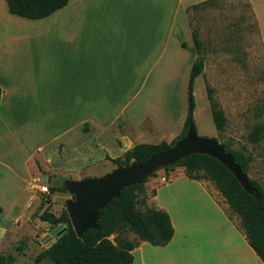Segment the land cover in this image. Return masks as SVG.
<instances>
[{"label": "crops", "instance_id": "1", "mask_svg": "<svg viewBox=\"0 0 264 264\" xmlns=\"http://www.w3.org/2000/svg\"><path fill=\"white\" fill-rule=\"evenodd\" d=\"M202 1L67 0L47 16L27 18L0 0V23L9 24L0 29V230L31 190L35 196L32 176L48 184L50 174L39 167L75 174L57 164L68 148L97 146L109 162L105 156L120 157L137 143H169L180 133L196 56L187 14ZM245 1L264 51V0ZM174 52L182 67L173 112L153 110L144 84L153 69L165 67L173 77ZM33 115L39 132L30 130ZM108 142L115 153L105 151ZM152 198L153 208L167 212L172 237L164 246L139 241L129 264H173V255L175 264H263L203 184L183 170L169 171ZM188 230L199 236L188 238Z\"/></svg>", "mask_w": 264, "mask_h": 264}, {"label": "rangeland", "instance_id": "2", "mask_svg": "<svg viewBox=\"0 0 264 264\" xmlns=\"http://www.w3.org/2000/svg\"><path fill=\"white\" fill-rule=\"evenodd\" d=\"M187 15L190 29L197 31L200 41L199 53L203 58L202 72L195 77L193 83L192 119L196 134L225 143L229 149L241 151L248 156L246 175L261 187L264 198V51L255 19L245 0H212L197 8L190 7ZM7 27L9 28L8 23H0V29ZM13 28H16V25H13ZM180 56L179 52L173 53V79L165 67L160 68L158 72L153 69L150 73L142 90L146 92V88L149 89V108L161 107L165 112H173L171 97L174 96L176 102L181 78L179 68L182 67ZM205 86L211 88V98L223 112L224 121L219 130L212 121ZM165 103L167 106L163 107ZM30 119L33 122L30 130L39 132L37 116L33 115ZM256 124H262L261 135L252 140V130ZM50 127L52 126L47 129ZM49 132H45V135ZM106 146L105 151L115 153L116 145L108 142ZM101 152L104 150L97 146L82 149L72 146L64 151V158L57 164L61 163L64 166H61L62 169L68 168L75 174L70 175L66 169L62 172L55 171V168L50 166L44 170L39 167V172L50 174L48 184L52 186L58 177L79 179L85 176H99L116 165L110 161L106 162ZM119 158L122 159V155ZM174 169L183 170V167L174 165L167 169L159 168L142 181L140 191L136 195L138 208L143 210L155 206L152 198L155 187L168 181V172ZM37 176L40 178V174L32 178ZM199 181L222 208L229 221L238 227V217L228 209L214 184L209 180ZM34 192L35 196L32 197L31 190L29 197L24 198L25 202L18 206V215L0 230V255L10 257V264H26L33 260L42 246L40 236L51 225L41 220L39 214L46 209L57 215L62 209L65 210L63 196L69 197L66 190L61 188L54 190L52 199L49 193L42 194L38 190ZM166 195L164 190L160 198L165 200ZM179 204L182 206V201ZM184 206H190V202H185ZM187 232L188 238L199 236V233L192 234V230ZM123 236L128 239L135 238L130 232ZM175 263L177 255H173V264ZM39 264L53 263L44 257Z\"/></svg>", "mask_w": 264, "mask_h": 264}, {"label": "trees", "instance_id": "3", "mask_svg": "<svg viewBox=\"0 0 264 264\" xmlns=\"http://www.w3.org/2000/svg\"><path fill=\"white\" fill-rule=\"evenodd\" d=\"M10 13L27 17L40 18L49 15L55 9L65 5L67 0H5ZM212 0L191 5L197 8ZM191 40L196 56L192 61L186 83V110L180 133L169 143H137L119 157L105 158L112 163L126 164L130 158L138 162L145 160L151 154L162 151L173 142L183 136L188 124L193 125L192 113L194 109V97L192 93L193 80L201 74L203 58L199 53L197 31L191 29ZM206 98L209 102L212 121L217 130L223 125V112L217 103L211 98V88L205 86ZM1 94V89H0ZM262 124H256L252 130L251 139L256 140L261 135ZM226 152L230 153L234 162L242 172L246 174L249 157L241 151L229 149L222 143ZM179 165L183 167L184 175L194 180H209L212 182L223 197L228 209L238 217L237 229L243 236L247 245L264 264V198L261 187L247 177L249 185L253 188L256 196L247 193L234 176L216 159L207 154L191 153L178 159L164 169ZM153 172L150 174L152 175ZM55 185L48 187L49 193L57 189ZM141 184H133L123 187L119 196L110 200L99 210L96 220L97 228L86 229L80 236H76L68 223L64 209L57 215L44 209L40 214L41 220L49 224L67 222L65 231L57 236L54 241L44 250L37 253L30 263L39 264L44 257L53 264H129L132 261L131 250L139 241H146L151 245L164 246L172 237L173 227L166 211L146 207L140 209L136 206V195L140 191ZM63 189V188H61ZM1 211V207H0ZM132 233L134 239L123 236ZM113 235L112 238H109ZM11 258L0 255V264H10Z\"/></svg>", "mask_w": 264, "mask_h": 264}, {"label": "water", "instance_id": "4", "mask_svg": "<svg viewBox=\"0 0 264 264\" xmlns=\"http://www.w3.org/2000/svg\"><path fill=\"white\" fill-rule=\"evenodd\" d=\"M191 153L207 154L216 159L231 172L247 193L256 196L248 183L247 175L234 162L232 155L225 151L223 144L213 138L198 136L190 123L182 137L141 162L130 158L126 164L117 163L108 172L99 176H85L79 179L58 177L56 186L63 188L69 194L64 200V206L68 223L75 235L80 236L86 229L97 228L99 210L110 200L117 198L123 187L141 184L155 170L171 165ZM44 180H47V176H44ZM66 226L67 222L49 225L40 236L42 243L40 251H44L57 236L62 234Z\"/></svg>", "mask_w": 264, "mask_h": 264}, {"label": "built area", "instance_id": "5", "mask_svg": "<svg viewBox=\"0 0 264 264\" xmlns=\"http://www.w3.org/2000/svg\"><path fill=\"white\" fill-rule=\"evenodd\" d=\"M41 181L38 177H36L34 179V183L37 184L36 187H37V190L42 193V194H48V189H47V186L42 183V182H39Z\"/></svg>", "mask_w": 264, "mask_h": 264}]
</instances>
